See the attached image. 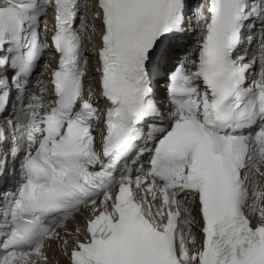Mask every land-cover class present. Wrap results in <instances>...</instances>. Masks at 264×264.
Returning <instances> with one entry per match:
<instances>
[{
	"label": "snow or ice",
	"instance_id": "obj_1",
	"mask_svg": "<svg viewBox=\"0 0 264 264\" xmlns=\"http://www.w3.org/2000/svg\"><path fill=\"white\" fill-rule=\"evenodd\" d=\"M0 264H264V0H0Z\"/></svg>",
	"mask_w": 264,
	"mask_h": 264
}]
</instances>
